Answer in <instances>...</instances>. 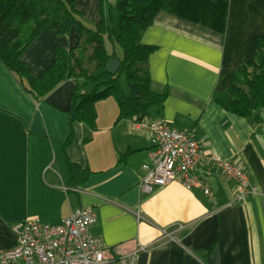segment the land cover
I'll use <instances>...</instances> for the list:
<instances>
[{"label": "crops", "instance_id": "1", "mask_svg": "<svg viewBox=\"0 0 264 264\" xmlns=\"http://www.w3.org/2000/svg\"><path fill=\"white\" fill-rule=\"evenodd\" d=\"M74 1L87 25L101 21L99 0ZM262 36L264 0H167L141 37V45L155 49L147 72L151 92L166 94L163 105L137 122L119 120L115 100L104 99L95 104L93 129L72 125L64 152L75 82L35 102L0 63V252L15 246L12 230L26 219L56 226L91 208L96 222L89 234L119 257L142 248L133 264H264V119L229 114L213 97L228 91ZM77 43L74 29L63 37L45 29L20 60L36 78L59 48ZM155 122L189 135L205 157L238 164L253 193L236 202L235 184L206 158L195 174L210 197L177 182L141 193L142 166L153 150L145 127ZM65 157L87 170L74 187Z\"/></svg>", "mask_w": 264, "mask_h": 264}, {"label": "trees", "instance_id": "2", "mask_svg": "<svg viewBox=\"0 0 264 264\" xmlns=\"http://www.w3.org/2000/svg\"><path fill=\"white\" fill-rule=\"evenodd\" d=\"M167 0H115L117 17L106 20L107 0H99L101 21L87 25L76 10L74 0H0V63L15 77L23 91L35 102H41L57 86L74 81L69 135L65 148L73 140L74 123L94 128L95 104L113 98L119 110V120L148 117L149 110L161 107L166 94L150 90L147 59L153 47L141 45L143 33ZM63 37L74 29L77 45L70 50L59 48L53 63L39 77H33L20 58L43 30ZM120 51L121 57H117ZM110 59L119 62L114 76L106 72ZM124 77L129 90L125 96L120 84ZM214 101L229 114L247 118L264 111V36L256 39L247 62L233 75L228 91L214 96ZM71 186L87 176L65 157Z\"/></svg>", "mask_w": 264, "mask_h": 264}, {"label": "built area", "instance_id": "3", "mask_svg": "<svg viewBox=\"0 0 264 264\" xmlns=\"http://www.w3.org/2000/svg\"><path fill=\"white\" fill-rule=\"evenodd\" d=\"M138 128L144 126L139 124ZM145 128L153 150L149 163L142 166L144 176L139 189L144 195L177 182L188 192L210 197L205 181L195 174L204 158L235 184L236 202H243L253 193L238 164L213 155L205 157L195 140L165 122L151 123ZM95 222L91 208L75 211L56 226L44 225L36 218L26 219L13 228L15 246L0 252V264H133L143 249L119 257L117 248L108 249L99 238L89 234Z\"/></svg>", "mask_w": 264, "mask_h": 264}, {"label": "water", "instance_id": "4", "mask_svg": "<svg viewBox=\"0 0 264 264\" xmlns=\"http://www.w3.org/2000/svg\"><path fill=\"white\" fill-rule=\"evenodd\" d=\"M108 2H113L115 0H107ZM119 70V62L116 59H110L107 63V67H106V72L111 75L114 76L117 71ZM259 117L261 119H264V114L263 112L259 113Z\"/></svg>", "mask_w": 264, "mask_h": 264}, {"label": "rangeland", "instance_id": "5", "mask_svg": "<svg viewBox=\"0 0 264 264\" xmlns=\"http://www.w3.org/2000/svg\"><path fill=\"white\" fill-rule=\"evenodd\" d=\"M113 4L114 3L108 2V5L104 8V13L107 12L106 20H109V15L108 14H111V16H112L113 19L115 18L114 14L116 15V12H115L114 5ZM109 10H111L110 13H109ZM116 17H117V15H116ZM121 85H122V87L124 89L125 95L126 96H129V92H128V89H127V86H126V82H125L124 77L121 79Z\"/></svg>", "mask_w": 264, "mask_h": 264}]
</instances>
